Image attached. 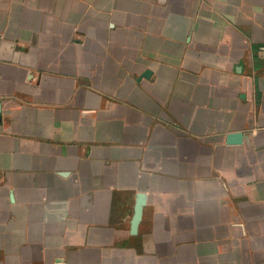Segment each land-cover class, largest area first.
I'll return each instance as SVG.
<instances>
[{"label":"crops","instance_id":"crops-1","mask_svg":"<svg viewBox=\"0 0 264 264\" xmlns=\"http://www.w3.org/2000/svg\"><path fill=\"white\" fill-rule=\"evenodd\" d=\"M263 50L264 0H0V264H264Z\"/></svg>","mask_w":264,"mask_h":264},{"label":"water","instance_id":"water-1","mask_svg":"<svg viewBox=\"0 0 264 264\" xmlns=\"http://www.w3.org/2000/svg\"><path fill=\"white\" fill-rule=\"evenodd\" d=\"M149 76H150V72L149 71H145L142 74L141 77L147 79ZM143 199H144V196L142 194H139L138 197H137L136 205H135V208H134V215H133L132 222H131V231H130V233L132 235L136 234L137 228H138V224H139V222L141 220Z\"/></svg>","mask_w":264,"mask_h":264},{"label":"built area","instance_id":"built-area-1","mask_svg":"<svg viewBox=\"0 0 264 264\" xmlns=\"http://www.w3.org/2000/svg\"><path fill=\"white\" fill-rule=\"evenodd\" d=\"M263 54H264V50H263Z\"/></svg>","mask_w":264,"mask_h":264}]
</instances>
